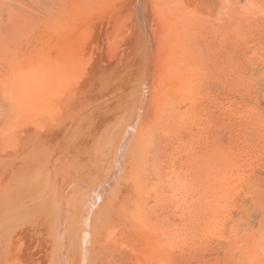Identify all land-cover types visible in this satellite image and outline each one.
Wrapping results in <instances>:
<instances>
[{
    "label": "bare ground",
    "instance_id": "6f19581e",
    "mask_svg": "<svg viewBox=\"0 0 264 264\" xmlns=\"http://www.w3.org/2000/svg\"><path fill=\"white\" fill-rule=\"evenodd\" d=\"M55 1L58 7L50 8L41 20L51 32L48 44L43 35L37 36L29 53H38L25 56L17 52L14 61L6 63L8 68L0 82V264H156V249L172 248L184 236L156 222V205H160L156 203V118L166 113L172 125H179L176 128L189 123L190 131L196 130L200 110L194 99L207 78L200 67L194 69L191 65L205 62L206 55L212 58L202 46L204 32L210 29L217 34L224 20L227 29L236 31L237 21L257 16L253 9L256 0H244L241 5L242 0ZM43 52L46 55L42 57ZM235 56L227 51L223 58L231 63L236 61ZM210 58L212 64H219L218 53L212 61ZM251 108L252 113L244 108L245 114H251L248 117L259 127L263 113ZM242 116L237 119L242 121ZM200 137L201 141L204 136ZM234 143H238L236 139ZM193 156L187 155L186 167L192 172L189 179L194 187L185 178L186 171L178 173L175 166L161 181V192L172 206H183L179 215L182 219L192 217L191 204H197L193 211L196 216L188 219V226H193L199 238L215 232L220 237L226 232L219 231L225 223L223 213L232 210L228 207L232 199L228 191L237 182L230 187L228 184L244 176L240 164L235 163V173L220 176L224 168L218 166L225 164L214 169V165L206 167L205 155ZM184 160H178L180 166H185ZM249 177L252 180L255 176ZM240 218L236 225H240ZM246 226L243 229L249 234L253 228L247 226V230ZM238 229V238L244 239L246 234L242 230L244 234L239 237L242 228ZM257 231L245 246L251 251L250 258L264 264V239L259 237L263 230ZM230 238L227 244L232 243ZM235 243L231 246L238 252L236 247L241 243ZM226 246L230 250L231 246ZM245 248L242 252L248 250Z\"/></svg>",
    "mask_w": 264,
    "mask_h": 264
},
{
    "label": "rangeland",
    "instance_id": "374dc122",
    "mask_svg": "<svg viewBox=\"0 0 264 264\" xmlns=\"http://www.w3.org/2000/svg\"><path fill=\"white\" fill-rule=\"evenodd\" d=\"M243 2H244V0L240 1V5ZM255 2H256V5L253 9L254 10L256 9L255 14H257V16L255 14H253V15H255L254 16L255 18H253L252 20L237 21L236 31L232 32L230 29H227L228 24H227V21L224 20V21H221L219 23V25H220V29L218 32L219 34L218 33L216 34V32H214L213 30L207 29L206 32H204L205 37L202 39H201V37L198 38L199 40L201 39L202 42L205 41L202 44V46L205 48V50H206V52H208V54H211L212 58H210V55H209V57H208V55H206L203 58L204 59L203 61H205V62L201 63L198 61L195 63L194 66L191 65V67H194V69L197 67H200V69H201V71H203L204 75L206 74L204 79L207 78L206 81L204 80L205 83H203L204 85H203L202 89H200L201 91H199L198 94L196 93L195 99H194V100H196L195 101L196 108L198 107L199 110L201 111L200 112L197 108V110L199 112H197L198 116H196V123H197L196 125H198V126H196V130L194 132L193 131L191 132L189 129L190 125L188 123V125L184 124V126L180 127L181 129L178 127L179 130H177V132H176V129H178L176 127L179 125H177V123H176V125H175V123H173V125L171 124L172 122H170V120L166 116V113H165V112H167L166 110H165V112L163 111V113H162V114L165 113V115H162V118L165 116L163 119L161 118V116H159L161 118V120L160 119L158 120L159 117L156 118L157 122H158V124H156L154 127V130H155L154 135H155V139H156V147H155L156 150L154 151L155 152L154 154L156 156L155 161H156V167H157L156 168V180H158V182H156V189L158 188L157 190L159 191V193H161L160 194L161 196L160 195L158 196L157 194H159V193L156 192V197L158 198V201L156 199V203L160 204V205H156V211H157L156 212V220H157L156 222L159 221L160 224H159V222H158V224L160 226L162 224L161 227H164L167 229L168 228L173 229V231H175L176 233H178L180 231L179 234H181V236L184 235V236H182V239L181 238L179 239L180 241L177 243V245H176L177 247L173 246L172 248H170L167 246V248H164V249L160 247L161 251L156 249V254H157V251H158V255L160 254V256H158V255L156 256L157 257L156 258V264H224V263L232 264L233 262L236 264H239V263L241 264V263H244L245 261L247 263L248 260H249L248 263L250 262L249 264L259 263V261L256 263L255 261H257V260L253 259L252 257L250 258L251 251H250V249H248L246 247L247 244L245 243V242H247V240H249V242H250V240L252 239L251 237H254V236H252L254 234V232L258 233V231H257L258 229L263 230V233H264V222H263L264 219H261L264 217V210H263L264 202H262L264 200V196H263L264 195V134H263L264 133V96H263L264 95V0H256ZM53 7L54 8L58 7V2H56L55 0H0V82L2 80L4 72H6V70L8 68L7 64L10 65L14 61L13 59H15V56L18 53L21 54V52L22 53L24 52V55L27 53L29 56H31V55L33 56L35 53H38V52L33 53L34 50L32 52L33 54L29 53L32 51L29 47H31L30 45L35 44L37 36L38 37L40 36V38H41L43 35V38L46 39V40H44V43L46 41L45 44H48V41H50L48 39H51L49 37V36H51L50 35L51 32H50V30H47L48 28L45 29V24L41 20H43V18L45 16H47L46 15L47 12L48 11L50 12V8L52 9ZM240 9L237 8L236 10L239 11ZM262 14H263V16H262ZM261 17H262V19H261ZM247 28H248V30H247ZM215 30H217V29H215ZM45 33H46V35H45ZM206 33H208V34L206 35ZM46 36L48 38H46ZM218 44H220L221 46H219ZM206 47H208V48H206ZM31 48H33V47H31ZM227 51H230L231 53L236 55L235 57H236L237 62L235 60L231 63L228 61L230 63L229 64L227 62V60H225L223 58V55H225L227 53ZM46 53H48V51H46ZM46 53L45 52L41 53V56L42 57H43V55L45 56ZM217 53H218V57H219V59H217V61H218L217 64L218 63L219 64L215 65V64H212L213 62L211 63L209 61V58L212 61L214 59L213 56ZM228 55H230V54L228 53ZM9 60H10V62H9ZM208 63H210V64H208ZM240 63H241V65H240ZM230 65L232 66L231 67L232 69L229 68ZM237 65H238V69H237ZM218 68H219V71L216 70ZM231 70L233 71L232 73H231ZM240 70H242V71H240ZM229 72H230V74H229ZM238 72H240V73L238 74ZM240 74H242L244 76H241ZM207 75H208V77H207ZM238 75L240 76V78ZM242 77H243V79L241 80ZM229 79H230V81H229ZM231 80H234V81H231ZM235 100H236V102H235ZM234 102L237 103V105ZM238 103H240V104H238ZM241 103H242V105H241ZM255 104L257 105L256 107L254 106ZM230 106H232V107H230ZM247 106H248V108H247ZM251 106H252V108H251ZM240 107L243 111L245 110L244 108H246L247 112L249 111V113L251 112L250 108H251V110L255 109V111L257 109V111H259L260 114L263 113L262 114L263 119L261 122L263 124L261 125V123H258L257 126H259V127L254 126V124L256 125L257 123L253 122L248 117V115L251 116V114H248L247 112H246L247 114H245L246 110L244 111L243 114H240V112L242 111V110H240ZM259 107L261 109H263V111L261 109L258 110ZM233 109H234V111H236V113L238 112V114H240V115H238V114L234 115L235 112L232 111ZM237 109H238V111H237ZM237 115L238 116L243 115L241 117L243 120L241 121V119L240 120L237 119V117H238ZM166 117H167L168 121H167ZM198 118H201V119H198ZM164 119H166L168 124H166V121H164ZM198 120H200V121L198 122ZM238 120H239V122H242L241 125L238 122ZM162 121H164L163 124H166V125H163ZM169 122H170V124H169ZM159 124H160V126H157ZM244 124L246 127L243 126ZM250 127H252V128H250ZM237 130L240 132H238ZM165 131H167V132H165ZM232 131L234 132V136H233ZM201 135L204 136L201 140L202 142L200 141ZM218 137H220V138H218ZM235 139L237 140V142L239 144L234 143ZM243 139H244V141H243ZM205 140H207V141L205 142ZM208 140H211L212 143H210V141H208ZM239 140L241 142H239ZM195 141H196V144H195ZM232 141H234V142H232ZM233 143L235 144L236 147L234 146ZM205 144H208V145H205ZM242 144H244V145H242ZM250 144H251V146H250ZM229 145H231V146H229ZM237 146L238 147L242 146V147L238 148ZM205 147H206V149H205ZM229 148L232 149V151L230 153L228 152V151H230ZM234 148L236 150H234ZM204 150L206 151V153ZM233 151H235V152H233ZM236 151L239 153H237ZM222 152L224 154H221ZM184 153H185V156H184ZM187 153L189 155L193 154L194 155L193 157H197L201 154L205 155L206 161H208V162H206V163H208V164H206V167H208L210 165V167L212 168L214 165V169H216L218 167H220V168L223 167L224 169L222 171L227 172V170H228L227 173L221 172V170H220V172H219L220 176L222 174L230 175L232 172L235 173V171H234L235 170V163L237 165L240 164L241 171H240V169H239V171L241 173V177H243V176L244 177L239 178V179L235 178L234 180L232 179V180H230L232 183L230 182V184H228L230 187V185L232 186V185H234V183L236 184V182H237L236 186H234L233 189H232L233 186L229 188V191L231 190L232 192L228 191V193L230 194V197L232 199L234 198L233 200L231 199V201L228 203V205H229L228 207L230 208L229 210H231V209L232 210L227 213L228 215L226 213H223L225 216V217H223V222L225 221V223L222 224L224 228L221 227L222 229L221 228L219 229L220 233H222L221 230L223 232H224V230L226 231L224 233L227 235L228 239L231 237L230 234H232V239L230 238L232 243L233 242L234 243L237 242L238 244L241 243L240 244L241 246L238 245L239 247H236V250L238 252H236L235 248H234L236 243L233 244L234 247L231 246L232 243L227 244L230 241L227 240V237L224 233H223L224 234L223 237H221L223 234H221L220 237L218 236L220 241L226 237V239L222 240L223 242L222 241L220 242L219 240H217L218 237H216V234H218V233H216V232L214 233L215 237H214V235L208 234L206 237L202 236L204 238H202V237L199 238L200 236L198 233L194 232L193 226H192L193 230L191 227L189 228V226H188L189 221H191L193 216H196V214L194 213L195 212L194 209H195V207L196 208L198 207L197 204L195 206L193 204H191V207L192 208L194 207V208L191 211L192 208L190 207L191 214L189 212V215H192V214L193 215H192V217L188 216V219H189V221H188V219L186 220V219H182L179 217V215L182 214V209H183L182 205H178L179 207L182 206V207H180V209H181L180 210L178 206H176V205L172 206L173 205L172 203L169 204L168 202H166L168 199H167L166 195H164V193L161 192L162 191L161 190L162 189L161 188L162 187L161 181H163L166 174L169 173L168 171H170L172 168H175V166H177L175 168V170L178 173H180V172L182 173V172L186 171V174L184 176L187 179L188 183L190 182L189 185L194 187V185H193L194 183L193 182L191 183V181L189 179V175L191 177L192 172H189V170L187 169L188 167H186V166H188V165H186L187 164L186 158L188 155ZM225 153H227V154H225ZM209 155L211 156V157H209L210 161H211V159L213 160L212 163H210V161L207 160ZM225 156H227V158H225ZM222 158L224 160L225 159L226 160L224 161V160H222ZM175 159H176V161H174ZM228 159L232 160L233 164H230L231 161H229ZM183 160H184L183 164H185V166L183 164H182L183 166H180L181 164H179V163L183 162ZM234 160L236 162H234ZM245 160L247 161V163ZM172 161H173V163H172ZM216 163H218V164H216ZM221 163L223 165L224 164L225 165L224 166L221 165V166L217 167V165H220ZM169 164H171L172 166H169ZM241 164L243 165V167L241 166ZM245 164H248V165H245ZM246 166L251 168V169H249L247 167L248 172L245 169ZM169 167H171V168H169ZM227 168H229V169H227ZM230 168H231V170H230ZM242 169H244L246 171V173L244 170H243L244 171L243 172ZM249 174L251 175L250 177H253V176H255V177H253L252 180L251 179L248 180L247 177H249ZM160 178H163V179H160ZM257 178H258V180H257ZM253 179H255V180H253ZM259 180H261L262 182ZM234 181H236V182H234ZM257 181H258V183H257ZM255 183L258 186H260V188L255 186L256 185ZM158 186H160V188ZM245 186L247 187L246 189H245ZM238 187H239V190H241V191L237 190ZM248 187H249V189H248ZM252 187H253V189L256 187L258 190L255 188L254 192H253ZM242 188L245 191H243ZM260 190H262L263 192H261ZM241 192H243L242 193L243 197H241L242 196V194H240ZM246 192H247V194H246ZM260 194H262V196ZM162 195L164 197H162ZM236 195L238 196V198ZM247 195H248V197H247ZM252 195H253V197H252ZM234 196H236V197H234ZM254 196H258L259 198L254 197ZM193 198H194V196H193ZM256 198H258V199H256ZM252 199L254 202L251 203ZM261 199H262V201L260 202ZM239 200H242V201L240 202ZM168 201H170V200H168ZM236 202L240 203V204H237ZM255 202L257 204L259 203L260 205L255 204ZM242 203H245L246 206L248 207V215L247 216H246L247 207L245 206V204H243V206H244L243 207ZM161 205H162V207H161ZM255 205H257L258 207ZM171 207L172 208L176 207V209L178 207V209L177 210L175 208L172 209ZM233 207L235 209H233ZM239 207H241L240 208L241 210L239 209ZM259 208L262 209V210L261 209L260 210L263 213L260 212ZM236 209H238L240 211L237 210V212H236ZM242 209L244 212L242 211ZM251 209H252V211H251ZM171 210L173 213H171ZM260 213L263 216L260 217L259 216V215H261ZM250 216H252V217H250ZM227 217H229V219L225 220V218H227ZM239 218L242 219V220H240L241 222L239 221L240 225L239 224L236 225ZM246 218H247V220H246ZM230 219L232 220L233 223L231 222ZM236 219H238V220H236ZM260 219H261V222H260ZM226 222L228 224H226ZM246 222H247V224H246ZM183 223H185V226L182 225ZM229 223L231 224L230 226H228ZM234 223H235V225H234ZM226 225L229 227L228 229H230V230L233 229V231L231 230L232 232L231 231L228 232V229L226 230V228H227ZM245 225H247L249 227V229L253 228L251 231V230L247 229L248 227L246 226V229L250 231V233L248 231L249 234L245 233L246 230L243 229V228H245ZM233 226L235 228L237 226V230H239L238 226L240 228H242L239 232V237L243 233L242 230L243 231L245 230L244 233L246 235H244V236L247 237V235H249L250 237L249 236L247 237L249 239H246L244 237V239H246V240H244L243 237L241 236L240 237L241 240H240L238 238V235H237V230L235 229L236 231H234ZM260 227H261V229H260ZM186 229H187V231H186ZM189 229H191V230H189ZM191 231H193V232H191ZM186 232H190V233L186 234ZM184 233L186 234V236L188 234L190 236L191 234L195 233L194 235L190 236L191 238L194 239V241H193V239L191 240L190 237L186 238ZM228 233H230L229 236H228ZM263 233L261 232L262 236H260L261 234L259 232V237L260 238L262 237V239H264ZM179 234H177V238L180 236ZM256 234H254V235H256ZM235 235L238 239L234 237ZM257 237H258V235H257ZM195 238H197V240ZM198 238L201 242L198 240ZM233 238L235 239V241ZM181 240L182 241L184 240L183 241L184 244ZM212 240H213V242H212ZM242 240H244L245 244L242 243ZM214 241H216V242H214ZM226 241H228V242H226ZM197 242H198V244L200 242L199 246H198ZM185 243H186V245H185ZM191 244L192 245L194 244L195 248L192 249V247H194V246H192ZM204 244H206V246ZM225 244L231 246V248L234 249V251L231 248H229L231 251L228 250L227 246L225 248ZM241 247H243V249ZM156 248H157V246H156ZM223 248L226 251H224ZM244 248L248 249V250L242 252V250H244ZM171 249H173L174 251L173 250L171 251ZM239 250H241V252L244 254H242L241 252H240V254H238ZM225 252L227 253V255ZM235 252H236V255H238V257L235 255ZM224 253H225V256L223 255ZM247 253H249V254H247ZM232 254H234L235 256L234 255H233L234 257L231 256ZM162 255H164V256H162ZM229 255L231 256V258ZM245 255H246V257H245ZM261 256L264 258L263 253ZM237 258H239V259H237ZM245 258H247V259H245ZM229 259H232V260L230 261Z\"/></svg>",
    "mask_w": 264,
    "mask_h": 264
}]
</instances>
